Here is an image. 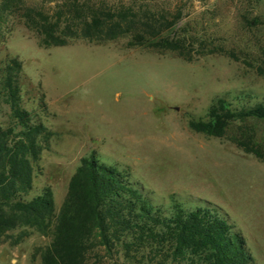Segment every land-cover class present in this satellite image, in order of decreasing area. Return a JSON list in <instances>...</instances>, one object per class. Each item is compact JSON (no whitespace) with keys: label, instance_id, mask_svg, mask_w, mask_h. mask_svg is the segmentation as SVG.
Wrapping results in <instances>:
<instances>
[{"label":"rangeland","instance_id":"1","mask_svg":"<svg viewBox=\"0 0 264 264\" xmlns=\"http://www.w3.org/2000/svg\"><path fill=\"white\" fill-rule=\"evenodd\" d=\"M96 1L168 24L185 48L160 54L129 48L127 38L44 48L23 23L8 21L0 71L21 62L22 108L45 129L31 162L30 196L50 188L60 210L83 161L95 159L139 183L164 209L174 200L219 207L264 264V121L238 125L262 157L189 126L219 99L234 108L264 102V0ZM13 123L0 99V124ZM19 233L0 245V264H41L36 252L49 238L31 232L15 244Z\"/></svg>","mask_w":264,"mask_h":264},{"label":"trees","instance_id":"2","mask_svg":"<svg viewBox=\"0 0 264 264\" xmlns=\"http://www.w3.org/2000/svg\"><path fill=\"white\" fill-rule=\"evenodd\" d=\"M138 17L133 7L113 8L96 0H0V38L2 27L17 19L44 48L127 38L129 48L183 51L185 40L171 37L168 24ZM21 73L17 59L0 71V99L14 120L8 128L0 124V245L18 230L15 244L31 232L49 238L36 252L41 264H256L246 240L219 207L174 200L164 209L139 183L95 159L83 161L60 210L50 188L31 197V162L38 161L45 129L22 108ZM248 120L264 121V102L234 108L219 99L205 119L191 120L189 126L262 157L253 137L243 136L238 126Z\"/></svg>","mask_w":264,"mask_h":264}]
</instances>
